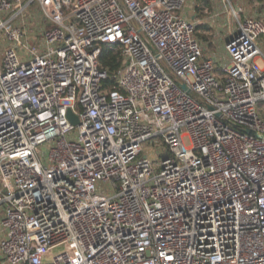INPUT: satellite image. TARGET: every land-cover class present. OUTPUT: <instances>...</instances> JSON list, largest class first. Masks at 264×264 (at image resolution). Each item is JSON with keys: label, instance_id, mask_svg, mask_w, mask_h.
I'll return each mask as SVG.
<instances>
[{"label": "built area", "instance_id": "built-area-1", "mask_svg": "<svg viewBox=\"0 0 264 264\" xmlns=\"http://www.w3.org/2000/svg\"><path fill=\"white\" fill-rule=\"evenodd\" d=\"M186 2L0 0V264H264V19L223 63Z\"/></svg>", "mask_w": 264, "mask_h": 264}, {"label": "rangeland", "instance_id": "rangeland-1", "mask_svg": "<svg viewBox=\"0 0 264 264\" xmlns=\"http://www.w3.org/2000/svg\"><path fill=\"white\" fill-rule=\"evenodd\" d=\"M27 3L29 0H22ZM245 0H187L184 16L191 19L197 27L206 26L208 31H196L197 39L200 41L203 53L216 58V61L225 62L227 58L224 50V42L236 28L237 20L245 17L264 19V14L257 15L259 5L251 7L246 5ZM240 8L242 12H238ZM235 13V15H233ZM16 27L25 34V39L29 45L35 47L39 41L40 30L48 26L45 14L35 3L18 17ZM261 48L264 50V37L260 39ZM8 45L0 41V59L2 51ZM258 67H262L260 60L256 61ZM188 145V140H184Z\"/></svg>", "mask_w": 264, "mask_h": 264}, {"label": "trees", "instance_id": "trees-1", "mask_svg": "<svg viewBox=\"0 0 264 264\" xmlns=\"http://www.w3.org/2000/svg\"><path fill=\"white\" fill-rule=\"evenodd\" d=\"M252 4L256 3L260 7L257 9L258 13L264 14V0H249ZM202 30V31H208V27L206 26H196V31ZM197 34V33H196ZM197 37V36H196ZM120 56L118 52H112L108 48L103 49L102 54L100 56V64L102 67L106 68L110 73L115 71V69L119 65Z\"/></svg>", "mask_w": 264, "mask_h": 264}, {"label": "crops", "instance_id": "crops-1", "mask_svg": "<svg viewBox=\"0 0 264 264\" xmlns=\"http://www.w3.org/2000/svg\"><path fill=\"white\" fill-rule=\"evenodd\" d=\"M245 1H246V2H245L246 5H250L251 7H254L255 5H258V4H256V3H253V4H252L249 0H245ZM186 7L188 8V6L185 5V7H184V11L186 10V9H185ZM237 10H238V12H240V13L242 12V10H241L240 8H237ZM233 14H235V13H233ZM258 14H259V13H257V15H258ZM259 16H260V15H259ZM189 20H190V21H193V17H192L191 19H189ZM232 33H233V32H232ZM230 35H231V34H230ZM230 35H229V36H230ZM262 51H263V53H264V50H263V49H262Z\"/></svg>", "mask_w": 264, "mask_h": 264}, {"label": "water", "instance_id": "water-1", "mask_svg": "<svg viewBox=\"0 0 264 264\" xmlns=\"http://www.w3.org/2000/svg\"><path fill=\"white\" fill-rule=\"evenodd\" d=\"M68 119L73 123V124H76V118H74L70 112H68Z\"/></svg>", "mask_w": 264, "mask_h": 264}]
</instances>
